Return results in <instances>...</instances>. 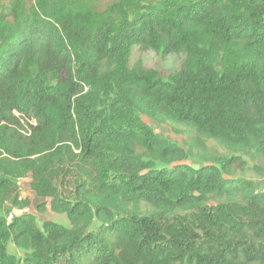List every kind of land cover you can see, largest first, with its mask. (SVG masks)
<instances>
[{"label":"trees","instance_id":"16d2710c","mask_svg":"<svg viewBox=\"0 0 264 264\" xmlns=\"http://www.w3.org/2000/svg\"><path fill=\"white\" fill-rule=\"evenodd\" d=\"M27 1L0 2V264H264V184L241 173L264 157V0ZM133 46L184 61L164 76ZM27 176L69 226L6 221Z\"/></svg>","mask_w":264,"mask_h":264},{"label":"rangeland","instance_id":"374dc122","mask_svg":"<svg viewBox=\"0 0 264 264\" xmlns=\"http://www.w3.org/2000/svg\"><path fill=\"white\" fill-rule=\"evenodd\" d=\"M7 0H0V2H5ZM114 0H106L97 4V10L99 13H104L108 10L109 6ZM117 1V0H115ZM28 5L32 4L34 0H28ZM184 53H170L165 56L154 52L153 50H140L138 46H133L130 57V65L137 60H141L144 67L152 68L160 72L164 76H168L170 73L175 72L181 67L182 62L184 61ZM144 120L151 124V122L144 117ZM152 125V124H151ZM154 130L160 133L162 136L174 141L180 146H185L186 140L191 138L194 135V132L183 125L168 123V124H154L152 125ZM206 144L209 148V151L214 154L227 155L229 156L231 152L223 147L218 142L213 139H205ZM186 163H191L192 160L188 159ZM242 174L247 179L257 181L258 183L264 184V157L261 155L248 152L243 156V164H241ZM240 172L237 171L236 175H239ZM31 178L29 176L18 179L16 187L11 193H8L7 197H17L18 203H24V205L11 206L10 201L6 200L4 211L5 217L9 214H12L13 217L19 216L21 214H31L36 218V221L39 225L43 223L44 220H51L65 226H69L68 218L64 214H58L52 211L49 207V198H46L44 201L45 209H37V204L41 201L37 198L35 191L30 186ZM70 188V186H69ZM69 189H65V193H68ZM210 203L217 202L220 199L215 197L210 198ZM139 209L144 210L143 204H139ZM10 212V213H9ZM7 250L9 253L16 254L17 256L22 257L23 253L14 248V245L10 241L7 244Z\"/></svg>","mask_w":264,"mask_h":264},{"label":"clouds","instance_id":"9594fccd","mask_svg":"<svg viewBox=\"0 0 264 264\" xmlns=\"http://www.w3.org/2000/svg\"><path fill=\"white\" fill-rule=\"evenodd\" d=\"M32 121H34V120H32ZM35 122V121H34ZM32 124H35V123H32ZM19 180H21V179H19ZM10 213V212H9ZM22 215V214H21ZM16 217V216H15ZM6 218V221L9 223V222H11L13 219H14V217L12 216L11 218H9V215L7 216V217H5Z\"/></svg>","mask_w":264,"mask_h":264},{"label":"built area","instance_id":"2783aa9c","mask_svg":"<svg viewBox=\"0 0 264 264\" xmlns=\"http://www.w3.org/2000/svg\"><path fill=\"white\" fill-rule=\"evenodd\" d=\"M31 123H35L34 121H31ZM12 217V214H9V218H11Z\"/></svg>","mask_w":264,"mask_h":264}]
</instances>
